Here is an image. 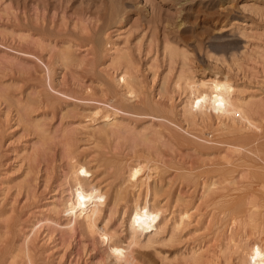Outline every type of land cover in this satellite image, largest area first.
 Returning <instances> with one entry per match:
<instances>
[{"label":"rangeland","instance_id":"rangeland-1","mask_svg":"<svg viewBox=\"0 0 264 264\" xmlns=\"http://www.w3.org/2000/svg\"><path fill=\"white\" fill-rule=\"evenodd\" d=\"M216 76L263 128L195 95ZM263 133L264 0H0V264H126L65 214L76 176L132 264H264V158L237 136ZM138 159L153 175L125 186Z\"/></svg>","mask_w":264,"mask_h":264},{"label":"bare ground","instance_id":"bare-ground-1","mask_svg":"<svg viewBox=\"0 0 264 264\" xmlns=\"http://www.w3.org/2000/svg\"><path fill=\"white\" fill-rule=\"evenodd\" d=\"M119 79H120V81H122V83L124 85L130 84V82L133 80V78H130L127 73H122L120 75V78ZM231 81L232 80H230L229 78H221L220 76L219 77L216 76V77L211 78V79H209L207 81L206 80H202L200 82H198V81L197 82H193L192 88L195 91V95L202 94V91L203 92H208V94L213 97V101H214L213 107H214V109H216V111L218 112V114H220V116L221 115H223V116L224 115L225 116L226 115H228V116L229 115H232V116L234 115L235 117H238V118L240 117V119H243L242 121H245L247 123V128H249V129L255 128L254 130H257V127H259V129L263 128V127L260 128V126H258L257 124H255V122H257V121L254 122L252 120V118L250 116L251 113H249L248 110H247V106L250 104V102L248 103L249 100L248 101H245L244 99H238V98H236L234 96L235 91H236V88L234 87V85H233V83ZM251 103H254V102H251ZM234 106H236V107L234 108ZM250 106L251 105H249V107ZM104 109L105 108H103V112H105ZM101 112H102V109L101 110L98 109V111H96L94 113V115L97 116L98 114H101ZM230 117L231 116H229V118ZM98 118L96 117V119H98ZM102 118H104L103 123L97 124L96 126H94L93 128H91L92 131H97L99 133L100 132L106 133V135L108 134V137H109V135H110L109 134V130L110 129H111V134H112L113 133L112 131H116L113 128L116 129V128H122L123 127V126L121 127V124H120L121 122L116 117V112H110V111L107 112V110H106V112H105V114H103ZM96 119L94 118V121H96ZM240 124H243V123H240ZM126 127H128V126L126 125ZM259 129L257 131H259ZM237 131H239V130H237ZM240 131H241V129H240ZM257 131H256V133H257ZM246 132H250L252 134L253 133L255 134V132H252V130L251 131H249V130L247 131L246 130ZM243 134H247V133H243ZM252 134H251V136H253V137H251V139L249 138L250 140L245 139V138H248L247 135H245L247 137H245V136L242 135L243 138L241 137V135H237L239 139H243L241 141H244V142L247 141L246 142L247 143V146H246L247 148L244 147V145H245L244 142H239L240 141L239 139H238L239 141H237V142L242 143V145H243V147L245 149H248L249 151H252L251 154L253 156L251 154H248V153L247 154L244 153V154L246 155V157L249 155V156H251L254 159L257 158L256 159V162L255 163H252L253 165L256 164V166H257V164L259 163L260 159L262 161L263 158H264V152H263L264 151L263 150V147L264 146L262 147L261 145H258L257 144V146H259L257 148H260V149L251 150V148L252 149L256 148V145L255 146L253 145V144H256V143L254 141H251V140H253V139L254 140H257L256 138L260 139L259 137L255 136V135H252ZM106 135H104V136H106ZM235 138H236V136L234 138H231V139L233 140ZM230 142H235V141L233 140V141H230ZM248 142H251L253 144L252 145H248ZM251 143H249V144H251ZM230 144H232V143H230ZM233 144H235V143H233ZM240 145L241 144H239V147L242 148L241 147L242 145L241 146ZM248 146L249 147L252 146V147L248 148ZM237 149H239V148L237 147L236 150ZM241 150L246 151V152H249L247 150H244L243 148ZM241 150L240 149L237 150L236 153H238V151L241 152V153H243V151H241ZM257 150H260L262 152H259V151L257 152ZM231 151H234V150H231ZM253 151H254V153H253ZM258 153L260 155L259 156V161H258V155L256 156V158L254 157L255 156L254 154H258ZM260 153L263 154V155H261ZM241 155H243V154H241ZM241 155H239V156H241ZM251 157H249V158H251ZM260 157H263V158H260ZM240 158H243V156L240 157ZM254 159H253V161H254ZM149 161H150V159L147 160V161L146 160L144 161V160H139L138 159V160H136L134 162H131V164H129L127 166L128 169H127L126 175H124L126 177H123V178H125V180H124V184H126L125 186H127V185L128 186H131V185L137 186V185H140V184H145L147 182V180L153 175L152 174L153 167L152 168L150 167V165L148 163ZM238 161H240V160H238ZM253 161H251V162H253ZM263 161L260 162V164L262 163V165H260V166H262V168H264ZM242 162H245V161H242ZM242 162H239V164L241 165ZM150 163H151V161H150ZM247 163H249V162H247ZM252 164H250V165H252ZM151 165H152V163H151ZM255 171H256V173H253V174H257L258 169H256ZM258 173H259V171H258ZM262 173L264 174V172H262ZM259 174H261V173H259ZM79 177L76 176V179H75V187H74V190L72 189L73 190V193L71 192L72 194L69 196V199H66V201L63 202L64 203L63 205H64V212H65V214L69 217V219L71 218L73 220V222L74 221H77V222L80 221V222H82L85 225V228L87 227V229H88L89 232H91V233L92 232L99 233L100 236L102 237L101 240L104 243H107L106 245L108 246L109 254L112 255L116 260H122L123 263L125 262L126 264H132L133 261H134V258H135L134 255H133L134 250L132 249L133 244H134V241H132L133 239H130V241H123L121 239H118V237L116 236L117 234H115L116 232L114 233L109 228V221L110 220H107V221L105 220V223L101 225V221L100 220L102 218L103 208L106 206L105 204H106V200H107V195L105 193L106 191L102 190L101 187H98L95 184L87 185ZM215 184L216 183L214 182V185ZM214 185H212V186H214ZM242 203H239L238 202V204L234 205V211L236 213H238L239 215L240 214H243L242 212L244 211V209H246V208L242 207L243 206ZM232 204H235V203H232ZM231 207H233V206H231ZM257 207H258V205H256V204L254 205L253 204L252 205V208L250 207V209L251 210L252 209L253 210H257V212L256 211L255 212L256 213H259L258 212L259 208L256 209ZM242 208H244V209H242ZM255 215H257V214H255ZM190 216H191L190 215V212L187 211V212L181 214L180 220L183 221L184 219H187ZM235 217H233V218H235ZM67 221H69V220H67ZM69 222L71 223V221H69ZM179 223H181V222H179ZM193 254L196 255V253H193Z\"/></svg>","mask_w":264,"mask_h":264}]
</instances>
